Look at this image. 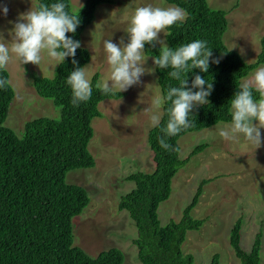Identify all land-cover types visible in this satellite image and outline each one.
Masks as SVG:
<instances>
[{"label": "trees", "instance_id": "1", "mask_svg": "<svg viewBox=\"0 0 264 264\" xmlns=\"http://www.w3.org/2000/svg\"><path fill=\"white\" fill-rule=\"evenodd\" d=\"M186 11V18L164 31L165 43L176 48L195 40L207 41L212 49L208 72L193 69L187 74L188 86L200 75L213 83L207 97L208 104L197 106L190 114L192 126L168 138L173 149H162L158 138L161 127L168 120L167 108L161 107V123L151 127L147 133V144L152 153L153 171L135 172L125 177L134 182V188L122 195L118 210L125 211L133 222L136 234L132 240L139 264H194L191 253L183 250L187 231H198L203 219L193 218L191 211L202 194L203 187L211 181L200 182L190 202L182 209L179 221L161 225L157 210L159 204L170 196L171 181L185 167L190 158L198 154L206 144L192 149L185 158L179 156L178 140L187 133L198 132L218 124L231 123L230 101L237 93L241 80L251 71L264 64V49L257 60L246 63L235 51L223 42L226 30L225 13L211 10L207 0H162ZM57 0H35L39 4H51ZM67 5L69 14L79 17L80 24L75 33L66 34L81 44V34L93 18L98 5L110 4L112 0H86L81 11H71L70 0H60ZM264 48V38L262 41ZM160 46L145 45V56H159ZM73 57L55 66L54 76L32 77L35 93L50 99L60 109V117H39L23 126L22 135H17L5 125L14 93L10 83L0 88V264H122L124 255L118 248H109L90 256L73 243V219L80 216L90 203L87 191L65 181L66 174L74 169L95 166V159L87 147L92 137L90 122L100 116L98 104L106 99H118L123 93L113 91L104 95L97 88L99 75L96 72L90 82L93 94L89 101L78 106L71 103L72 91L66 79L74 69ZM76 66L83 67L90 54L82 46L77 49ZM171 68L160 69L154 65L156 83L160 95L166 94L170 86H179L168 76ZM0 78L9 81L6 69L0 70ZM195 91V90H194ZM255 98L259 94L253 90ZM241 219H237L229 231L228 241L239 264H261L263 254L262 233L254 235L248 251L240 244ZM219 255L213 254L208 264H218Z\"/></svg>", "mask_w": 264, "mask_h": 264}, {"label": "rangeland", "instance_id": "2", "mask_svg": "<svg viewBox=\"0 0 264 264\" xmlns=\"http://www.w3.org/2000/svg\"><path fill=\"white\" fill-rule=\"evenodd\" d=\"M85 1L70 0L71 11H81ZM149 4L171 5L162 0H112L110 4L97 6L92 22L81 34V46L90 54L89 62L83 66H88L90 80L96 72L98 83L108 80L110 65L104 40L119 44L123 38L127 44L126 29L134 9ZM0 5L9 9L7 16L0 9V33L10 42L13 23L31 7L35 8V0H0ZM207 5L211 10L225 13L224 44L235 50L244 62L256 61L264 49V0H207ZM164 33L159 34V39L165 42ZM41 55L39 65H22L13 57L6 67L14 97L5 125L19 136L28 121L60 117V109L50 99L36 95L31 85L32 77L54 76L58 62L50 59L46 52ZM144 59V67L154 69L153 59L145 55ZM260 66L264 64L257 68ZM256 69L244 79L250 78ZM121 93L118 99L101 101L98 104L100 116L90 122L92 137L87 149L95 159V166L71 170L65 181L83 187L90 197L83 213L73 219L74 245L90 256L118 248L124 255L122 264H139L132 244L135 226L125 211L118 210V202L134 188V182L125 181L126 176L153 171L152 153L147 144V133L152 127L151 113L144 110L151 107L154 96L160 94L155 73L146 72L140 84ZM159 112L161 115V109ZM224 124L228 123L187 133L178 140L180 158L187 157L198 145L206 146L173 177L170 196L157 210L161 225L179 221L182 209L190 202L200 182L211 179L191 211V216L203 219L204 224L198 231H187L183 245V250L193 255L194 264H208L213 254L219 255L218 264H239L228 241L229 231L237 219L242 221V248L248 251L254 235L260 231L264 257V144L256 149L242 134L236 140H225L217 134V129ZM261 135L264 138V128Z\"/></svg>", "mask_w": 264, "mask_h": 264}, {"label": "clouds", "instance_id": "3", "mask_svg": "<svg viewBox=\"0 0 264 264\" xmlns=\"http://www.w3.org/2000/svg\"><path fill=\"white\" fill-rule=\"evenodd\" d=\"M0 9L4 16H7V6L0 5ZM66 9L67 5L60 0L51 4L41 3L21 14L13 23L9 33L10 42L0 33V70L6 69L13 57L22 65H39L42 52H46L50 59L58 63H63L67 57H73L75 70L70 72L66 83L72 91L71 103L78 106L81 102L91 99L93 89L88 78V66L78 67V62L74 59L81 44L66 35L76 32L80 24L79 17L69 14ZM185 18L186 11L176 5L154 7L149 4L136 7L126 29L129 37L127 44L123 38L119 44L113 43L111 39L104 40L103 47L107 53V63L110 65V76L108 80L96 85L104 95H108L113 90L124 92L140 84L141 77L146 72H154V69L144 67L145 45L155 47L158 43L160 54L152 58L153 63L160 69L171 68L168 76L179 81V86H170L166 94L154 96L151 107L144 111L151 113V125L158 127L161 123L159 110L165 103H170L167 108L166 126L160 128L162 136L158 138L160 147L168 151H178L173 149L168 138L192 126L190 114L197 106L208 104L207 97L213 90V83L200 75L194 77L189 87L187 74L193 69L206 73L210 62L220 63L219 58L212 59L213 52L207 46V41L195 40L169 48L159 39V34L166 28ZM9 83L8 80L0 78V88H5ZM238 89L229 102L231 123L219 127L217 134L229 141L236 140L242 134L244 139L257 149L264 144L261 135V129L264 128V66L257 68L250 78L244 79ZM253 90L259 94V99L254 97Z\"/></svg>", "mask_w": 264, "mask_h": 264}, {"label": "bare ground", "instance_id": "4", "mask_svg": "<svg viewBox=\"0 0 264 264\" xmlns=\"http://www.w3.org/2000/svg\"><path fill=\"white\" fill-rule=\"evenodd\" d=\"M243 153V152H242ZM240 154V153H239Z\"/></svg>", "mask_w": 264, "mask_h": 264}]
</instances>
